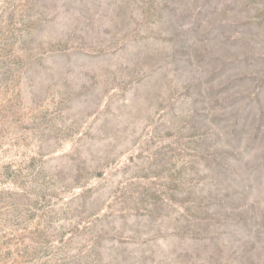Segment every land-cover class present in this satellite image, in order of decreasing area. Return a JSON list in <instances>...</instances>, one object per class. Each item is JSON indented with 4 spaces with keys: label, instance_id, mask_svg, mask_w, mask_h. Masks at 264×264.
Here are the masks:
<instances>
[{
    "label": "rangeland",
    "instance_id": "374dc122",
    "mask_svg": "<svg viewBox=\"0 0 264 264\" xmlns=\"http://www.w3.org/2000/svg\"><path fill=\"white\" fill-rule=\"evenodd\" d=\"M0 264H264V0H0Z\"/></svg>",
    "mask_w": 264,
    "mask_h": 264
}]
</instances>
